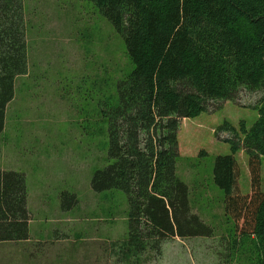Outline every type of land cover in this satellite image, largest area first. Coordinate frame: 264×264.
I'll return each instance as SVG.
<instances>
[{
    "label": "rangeland",
    "instance_id": "obj_1",
    "mask_svg": "<svg viewBox=\"0 0 264 264\" xmlns=\"http://www.w3.org/2000/svg\"><path fill=\"white\" fill-rule=\"evenodd\" d=\"M23 7L27 69L15 77L5 108L0 167L25 174L29 234L0 241V264H255L248 239L241 248L231 247L234 223L212 167L217 154L231 152L225 138L237 131L242 139V126L255 121L264 89L241 86L235 99L180 120L176 174L188 186L192 211L212 233L170 237L159 254L124 257L126 194L118 188L96 191L90 184L93 172L110 161L104 111L116 105L117 84L133 67L123 38L91 0H23ZM235 156L247 193L248 155L240 148ZM63 192L76 198L67 210Z\"/></svg>",
    "mask_w": 264,
    "mask_h": 264
},
{
    "label": "trees",
    "instance_id": "obj_2",
    "mask_svg": "<svg viewBox=\"0 0 264 264\" xmlns=\"http://www.w3.org/2000/svg\"><path fill=\"white\" fill-rule=\"evenodd\" d=\"M91 1L120 33L133 63L117 84L116 105L104 111L110 161L90 181L96 191L126 194L122 255L159 254L167 238L210 235L211 226L192 211L188 186L176 174L177 130L182 117L235 99L241 86L264 89V0ZM26 69L23 0H0V133L14 79ZM254 108L258 116L248 129L242 126V139L237 131L225 138L231 152L214 157L212 174L234 223L231 247L248 239L255 264H264V92ZM240 148L248 155L247 193L239 182ZM61 195L65 210L76 203L73 193ZM29 219L24 172L0 167V241L26 239Z\"/></svg>",
    "mask_w": 264,
    "mask_h": 264
}]
</instances>
